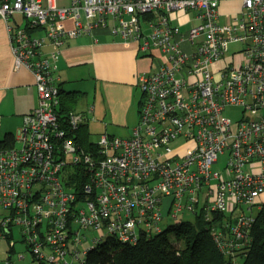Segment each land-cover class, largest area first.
<instances>
[{"label":"built area","instance_id":"2783aa9c","mask_svg":"<svg viewBox=\"0 0 264 264\" xmlns=\"http://www.w3.org/2000/svg\"><path fill=\"white\" fill-rule=\"evenodd\" d=\"M188 12L187 29L171 23ZM16 13L24 26L9 24ZM0 17L14 67L31 72L37 92L12 143L0 140V240L10 250L17 228L37 264H84L104 237L134 244L162 232L165 213L185 212L223 214L229 234L212 229L219 249L246 243L264 205V0H0ZM100 27L137 42L156 68L137 75L131 135L103 133L86 148L75 134L86 114L59 115L56 59L66 40ZM234 43L241 49L224 56ZM229 107L239 119L224 116ZM88 231L97 235L85 247Z\"/></svg>","mask_w":264,"mask_h":264},{"label":"crops","instance_id":"0c3cea01","mask_svg":"<svg viewBox=\"0 0 264 264\" xmlns=\"http://www.w3.org/2000/svg\"><path fill=\"white\" fill-rule=\"evenodd\" d=\"M67 5L69 0H57ZM172 24L182 29L190 26L194 13L169 15ZM192 19V20H191ZM170 20V21H171ZM176 21V22H173ZM52 49L51 45L43 51ZM56 72L63 92L77 91L74 111L85 110L82 124L89 136L103 133L126 138L136 125L138 110L137 75L156 68L154 57L142 54L138 43L125 41L110 33L109 28H95L66 40L59 47ZM30 71L15 69L6 24L0 17V129L14 135L23 116L37 103V92ZM136 110V112H135ZM83 112V111H82Z\"/></svg>","mask_w":264,"mask_h":264},{"label":"trees","instance_id":"16d2710c","mask_svg":"<svg viewBox=\"0 0 264 264\" xmlns=\"http://www.w3.org/2000/svg\"><path fill=\"white\" fill-rule=\"evenodd\" d=\"M77 93L60 91L59 115L62 120L74 111ZM75 134L81 146L90 148L94 145L83 125ZM2 140L11 144L13 135L7 133ZM222 215L212 213L208 218L195 215L192 221L176 220L160 233L142 234L134 244L109 237L104 242L110 244L101 242L87 252L84 264H264V205L255 217L246 243L234 242L221 250L215 243L212 229L218 228L224 235L229 234Z\"/></svg>","mask_w":264,"mask_h":264},{"label":"rangeland","instance_id":"374dc122","mask_svg":"<svg viewBox=\"0 0 264 264\" xmlns=\"http://www.w3.org/2000/svg\"><path fill=\"white\" fill-rule=\"evenodd\" d=\"M221 11L222 12H231V11H235L238 9V5L237 3L233 2L230 4H225L221 6ZM13 18L16 19L18 21V23H20V25L24 26V24L26 23V19L22 16V14L16 13L14 14V16L11 18V20L9 21V24L13 23ZM170 18V16H169ZM171 20V19H170ZM172 22V20H171ZM176 22V21H173ZM187 29V28H186ZM185 30V29H183ZM41 32V30H40ZM242 45L239 43H234L231 44L229 47V52L226 53L224 56L228 57L229 55H231L232 51H238L237 49H241ZM140 99V91L137 92L136 95V101H139ZM79 111H86L85 110H81L80 106L77 107ZM136 112V110H135ZM224 116L230 117L233 121L239 119L240 115H241V109L238 107H229L226 108L223 112ZM133 118L136 120L137 118V113H135V115H133ZM13 131L15 132V129L13 127ZM3 134L1 132L0 129V140L3 139ZM89 141L92 143H97L98 139L96 138V136H89ZM226 163V155H219L218 156V162L216 165H214V169H217L219 171L223 170V167ZM167 207V204L165 206V209ZM165 209H163L164 213H165ZM193 215L189 212H185L183 214H180L177 218L178 219H182V221H192L193 220ZM176 220H174L169 214L164 215L163 221L161 222L160 226L163 230H167L170 226L174 225L176 222ZM171 234V233H169ZM96 233L93 231H88L86 233V237H87V241L84 243L85 247H89L92 245L91 240L96 237ZM107 237H104L103 243H106L107 245L110 244V242H104L106 241ZM14 245H13V249L10 250V244L12 243V240H6V239H1L0 240V264H8V262H6L7 258H10V264H37V261L33 258L31 252L27 249L26 245L21 242L20 240V235L18 234V229L15 228L14 231ZM23 255V258H19V255ZM82 258V255H81Z\"/></svg>","mask_w":264,"mask_h":264}]
</instances>
